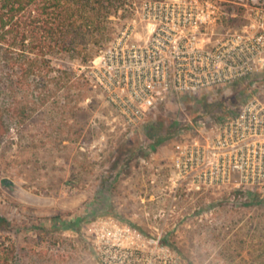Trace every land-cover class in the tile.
Listing matches in <instances>:
<instances>
[{
    "label": "rangeland",
    "instance_id": "1",
    "mask_svg": "<svg viewBox=\"0 0 264 264\" xmlns=\"http://www.w3.org/2000/svg\"><path fill=\"white\" fill-rule=\"evenodd\" d=\"M152 1L127 0L125 9ZM122 20H105L88 46L93 60ZM49 59L44 88L0 90V217L8 222L0 243L13 250L11 264H99L92 229L107 217L146 237L161 233L180 264H264V204L222 193L199 199L200 206L182 196L173 206L168 189L170 155L189 121L231 114L246 89L183 95L128 126L91 81L93 60ZM10 72L0 63V85ZM79 218L76 230L62 227ZM150 249L139 264H172Z\"/></svg>",
    "mask_w": 264,
    "mask_h": 264
},
{
    "label": "built area",
    "instance_id": "2",
    "mask_svg": "<svg viewBox=\"0 0 264 264\" xmlns=\"http://www.w3.org/2000/svg\"><path fill=\"white\" fill-rule=\"evenodd\" d=\"M125 13L89 76L126 125L183 95L247 91L231 114L189 121L169 159L171 205L222 193L264 203V0H155ZM95 224L99 264H139L149 247L180 264L161 233L146 237L113 217Z\"/></svg>",
    "mask_w": 264,
    "mask_h": 264
},
{
    "label": "trees",
    "instance_id": "3",
    "mask_svg": "<svg viewBox=\"0 0 264 264\" xmlns=\"http://www.w3.org/2000/svg\"><path fill=\"white\" fill-rule=\"evenodd\" d=\"M127 7V0H0V63L11 71L0 90L15 93L29 86L44 88L45 70L53 55L92 61L88 46L97 41L105 20L112 15L124 18ZM3 120L0 114V131ZM80 221L62 227L76 230ZM6 225L7 220L0 217V227ZM0 245V264H11L13 250L3 247V242Z\"/></svg>",
    "mask_w": 264,
    "mask_h": 264
}]
</instances>
